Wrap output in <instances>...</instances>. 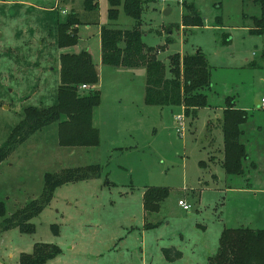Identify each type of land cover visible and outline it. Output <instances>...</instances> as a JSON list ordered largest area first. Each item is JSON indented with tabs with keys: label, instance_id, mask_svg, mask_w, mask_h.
Wrapping results in <instances>:
<instances>
[{
	"label": "rangeland",
	"instance_id": "374dc122",
	"mask_svg": "<svg viewBox=\"0 0 264 264\" xmlns=\"http://www.w3.org/2000/svg\"><path fill=\"white\" fill-rule=\"evenodd\" d=\"M85 1L0 0V150L24 107L54 104L56 25L69 13L80 23L76 43L67 48L88 52L100 102L96 146L58 145L52 121L28 133L0 161V264H18L19 254L37 243L60 249L42 264H206L201 257L215 250L218 226L257 224L264 229V5L253 0H141V41L159 47V61L166 66L173 53L198 51L208 65L206 104L193 119L183 117L178 134L172 121L182 114L179 107L139 102L141 68L109 66L98 59L101 26H134L122 0L114 19L107 16L108 0H94L91 10ZM183 2L193 3L201 26L179 25ZM256 20L262 23L259 30ZM229 100L246 115L239 124L238 139L247 156L240 175L223 172L217 151L222 138L216 114L221 119L220 108ZM88 165L98 167V177L56 186L28 220L30 231L2 230L5 217L39 198L45 173ZM145 187L167 189L157 212L142 210ZM178 199L190 209L183 210ZM171 245L181 259L164 260L160 247Z\"/></svg>",
	"mask_w": 264,
	"mask_h": 264
},
{
	"label": "trees",
	"instance_id": "16d2710c",
	"mask_svg": "<svg viewBox=\"0 0 264 264\" xmlns=\"http://www.w3.org/2000/svg\"><path fill=\"white\" fill-rule=\"evenodd\" d=\"M264 5V0H253ZM107 16L115 18L120 0H108ZM89 10L96 8L94 0H86ZM141 0H122L124 13L134 19L129 29L100 27V62L115 67H142L145 72L143 102L157 106H181L183 116L195 117L199 107L206 104V89L210 88L209 71L205 57L198 51L193 54L173 53L166 66L156 58L158 48L145 46L141 41L138 24ZM182 27L201 26V17L192 2L181 3ZM259 30L261 20H256ZM79 20L69 13L56 25L57 49L72 46L77 41ZM177 25V27L179 26ZM167 41L169 39L167 38ZM97 82L96 69L86 50L77 53H58V85L54 104L43 108L26 106L19 123L8 135L5 147L0 150V161L22 141L26 135L54 121L56 139L60 146H96L98 131L91 123L92 110L99 104V92L93 87ZM80 84L89 87L79 90ZM245 112L227 101L222 109L220 129L222 134V158L220 166L226 175L243 173L242 161L246 153L239 142V124L245 120ZM99 169L88 165L65 168L58 173L43 176L42 190L38 199L14 211L3 221L8 222L2 230L17 227L30 231L28 220L49 200L53 189L63 183L96 178ZM167 196L164 187H145L141 193L143 212H155ZM0 215L3 207L0 202ZM10 219V220H9ZM145 226V224H144ZM150 226V225H149ZM148 227V226H145ZM162 257L173 261L181 253L173 246L161 247ZM60 253V249L48 243H37L29 253H20L18 264H42ZM206 264H264V229L249 227H224L219 232L217 246L207 257Z\"/></svg>",
	"mask_w": 264,
	"mask_h": 264
},
{
	"label": "crops",
	"instance_id": "0c3cea01",
	"mask_svg": "<svg viewBox=\"0 0 264 264\" xmlns=\"http://www.w3.org/2000/svg\"><path fill=\"white\" fill-rule=\"evenodd\" d=\"M179 27V26H178ZM77 29H78V26H77ZM100 30V29H99ZM99 30H98V45H97V47H98V50H99ZM167 41V40H166ZM58 50V53L59 52H71V53H77V52H79L80 50H78V51H75V50H70V48H61V49H57ZM98 59H99V61H100V53H99V56H98ZM57 68H58V65H57ZM136 69H142V71H143V92H142V94H141V96H140V98H139V102L142 104V106H147V107H149V106H154V105H148V104H145L144 102H143V95H144V79H145V72H144V69L142 68V67H135ZM96 69V68H95ZM96 86H98L97 84H94L93 85V87L95 88V89H97L96 88ZM210 88H211V85H210ZM209 88V89H210ZM208 89V90H209ZM100 103V102H99ZM99 105V104H98ZM98 105L96 106V107H94L93 108V110H92V115H91V123H92V125L97 129V131H99V129H98V127H97V124H96V122H95V111H96V109H97V107H98ZM225 105H227V103L225 104ZM155 106H157V105H155ZM177 107H179L180 109H181V111H182V107L181 106H177ZM233 107H235V108H238V107H236V106H233ZM224 107L223 106H221V108L220 109H223ZM199 109V108H198ZM220 115H217L216 114V117H217V119L219 118V120H218V124H220L219 122H220V117H219ZM173 122V121H172ZM220 129V128H219ZM220 135H221V138H222V134H221V129H220ZM218 152H219V154L221 155V157L219 158V163L221 162V158H222V140H221V147H220V149H218L217 150ZM142 193V192H141ZM158 211V210H157ZM157 211H155V212H157ZM152 213V212H151ZM256 223V222H255ZM197 225L199 226V227H201L202 228V231L204 232L205 230H206V228H205V226L204 225H202L201 223L200 224H198L197 223ZM151 226H153V224H151L150 225V227ZM149 227V226H148ZM247 227H249V228H252V229H256V228H262L261 226H257V224H252L251 226H247ZM222 228H224V226L222 225V226H218V228H217V230L215 231V237H216V239L218 238V235H219V232L221 231V229ZM217 241V240H216ZM212 242V241H211ZM171 246H173V245H171ZM217 246V245H216ZM162 247H165V246H162ZM174 247V246H173ZM161 248V247H160ZM175 248V247H174ZM215 249H216V247H215ZM215 251V250H214ZM214 251L213 252H210L209 254L208 253H206V254H204L203 255V257H201V262L203 263L204 261H205V263H206V259H207V257L208 256H210L211 254H213L214 253ZM161 253V252H160ZM181 253V252H180ZM182 258V256L180 255V257L178 258V259H176V260H179V259H181ZM165 260V259H164ZM167 261V260H166ZM173 261H175V260H173ZM196 261V260H195ZM193 262V261H192ZM191 263V261L190 262H187L186 264H190ZM193 263H197V264H199L200 262L199 261H196V262H193Z\"/></svg>",
	"mask_w": 264,
	"mask_h": 264
},
{
	"label": "built area",
	"instance_id": "2783aa9c",
	"mask_svg": "<svg viewBox=\"0 0 264 264\" xmlns=\"http://www.w3.org/2000/svg\"><path fill=\"white\" fill-rule=\"evenodd\" d=\"M65 10H61V13H64ZM89 86L86 84H80L78 86L79 90H83L88 88ZM260 106H264V98L262 97L260 99ZM183 114L180 115H175L173 117V124H174V129L178 134L182 133V129H183ZM177 204L185 211H188L190 209V205L188 203H186L184 200L178 199Z\"/></svg>",
	"mask_w": 264,
	"mask_h": 264
},
{
	"label": "water",
	"instance_id": "95a60500",
	"mask_svg": "<svg viewBox=\"0 0 264 264\" xmlns=\"http://www.w3.org/2000/svg\"><path fill=\"white\" fill-rule=\"evenodd\" d=\"M167 10H168V8H166V9L164 10V13H166Z\"/></svg>",
	"mask_w": 264,
	"mask_h": 264
}]
</instances>
